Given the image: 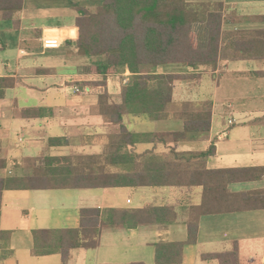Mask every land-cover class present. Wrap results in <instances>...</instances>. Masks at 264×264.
<instances>
[{"label":"crops","instance_id":"obj_1","mask_svg":"<svg viewBox=\"0 0 264 264\" xmlns=\"http://www.w3.org/2000/svg\"><path fill=\"white\" fill-rule=\"evenodd\" d=\"M74 1L83 7L93 6L90 0ZM222 1L225 30L264 28V23L252 21L256 15H264V0ZM77 16L72 0H25L19 27L0 19V78L16 80V86L0 98V179L32 174L34 167L25 162L30 158L100 154L106 136L116 130L100 113L99 96L107 91L113 101H119L131 73L109 75L105 86L94 84L105 77L87 70L95 58L79 53ZM260 72H264V59H226L200 83L177 81L174 101H213L208 139L193 136L177 149L200 152L214 144L215 153L206 159L207 168L212 170L264 166V75ZM221 76L229 79L227 84H221ZM207 77L215 81V87L205 88ZM253 82L257 91L247 87ZM37 107L47 110L42 117L19 113ZM127 116L133 117V124L141 131L128 127L130 130L148 132L143 131L148 118ZM54 137L65 138L66 144L50 146L48 141ZM151 146L141 143L139 149ZM228 190L232 194L264 192V176L233 181ZM202 201V187L190 192L166 187L4 190L0 195V230L7 239H0V264H160L156 259L158 243H184L182 257H175L181 261L169 264H219L203 256L235 248L241 264H264V194L247 203L258 208L220 209L201 216L195 243L188 241V226L182 216L176 222L136 228L105 227L97 247L73 248L66 259L60 251L34 253L36 230L78 228L83 208L175 204L181 212L187 205ZM215 201L227 204L226 198ZM231 204L245 205L239 199Z\"/></svg>","mask_w":264,"mask_h":264},{"label":"trees","instance_id":"obj_2","mask_svg":"<svg viewBox=\"0 0 264 264\" xmlns=\"http://www.w3.org/2000/svg\"><path fill=\"white\" fill-rule=\"evenodd\" d=\"M24 4L25 0H0V19L19 27ZM72 4L78 13L79 53L95 58L87 70L105 77L94 84L105 86L107 76L131 73L122 86L119 101H113L107 91L99 96L100 113L116 130L106 136L100 154L47 155L26 160L34 167L32 174L0 179V195L8 189L166 187L190 192L202 187L203 201L200 205H187L181 212L175 204L83 208L78 228L36 230L34 253L60 251L66 259L73 248L97 247L105 227L136 228L176 222L182 216L188 226V241L195 243L201 216L220 209L258 208L247 203L264 192L232 194L228 185L263 177L264 166L212 170L207 168L206 159L215 153L214 144L200 152L177 149L179 143L193 136L208 139L213 101L176 102L174 87L177 81L200 83L206 73L218 69L221 60H263L264 28L225 30L222 0H103L97 9L83 7L74 0ZM252 21L264 23V15H256ZM196 24L203 28L196 29ZM203 32H207L208 41L202 47ZM169 65H183V70L158 71ZM15 86L14 78H0V98ZM46 111L37 107L19 113L42 117ZM127 115L145 116L152 121L176 119L183 122V129L137 133L125 124ZM48 143L65 145L66 139L54 137ZM141 143L152 146L140 150ZM220 198H226L227 204L216 203ZM237 199L245 205L232 206L231 201ZM0 239H7L1 230ZM183 250L184 243H158L157 262L181 261L175 257H182ZM203 257L219 264H241L238 248Z\"/></svg>","mask_w":264,"mask_h":264},{"label":"rangeland","instance_id":"obj_3","mask_svg":"<svg viewBox=\"0 0 264 264\" xmlns=\"http://www.w3.org/2000/svg\"><path fill=\"white\" fill-rule=\"evenodd\" d=\"M89 1V0H88ZM93 2V6H90L88 8H91V9H97L98 7H100L103 3V0H90ZM202 25L201 24H196V29H202ZM207 41H208V34L207 32H203L202 33V36H201V46H205L207 44ZM164 70V68H159V72H162ZM166 71H181L183 70V65H169L168 68L165 69ZM228 78L225 77V76H221V84H227L228 82ZM248 82L252 83V81L248 80ZM253 86L250 85V86H247L249 89H254L257 91V87L255 85V83L253 82ZM209 85H212L215 87V81L211 78H206L205 80V88L206 86H209ZM213 87V89H214ZM202 91V89H200ZM199 90V91H200ZM198 92V88H195V92ZM200 91V93H201ZM260 103V102H259ZM132 118L131 116H126L125 117V123L126 125H128V127L130 129H133V130H137V131H141V130H138L137 127L133 124V121H132ZM145 123L147 124V128L144 129L143 131H148V132H151V131H167V130H180L182 129L183 127V122L180 121V120H158V121H150V120H145ZM97 149V148H96ZM89 150H92L91 148ZM136 195V198H137V194L134 193V196ZM129 206H136V203L133 204V205H129Z\"/></svg>","mask_w":264,"mask_h":264},{"label":"built area","instance_id":"obj_4","mask_svg":"<svg viewBox=\"0 0 264 264\" xmlns=\"http://www.w3.org/2000/svg\"><path fill=\"white\" fill-rule=\"evenodd\" d=\"M75 89H76L77 91H79V88H78V87H76ZM230 123H233V120H230ZM128 202H131V200L128 199Z\"/></svg>","mask_w":264,"mask_h":264}]
</instances>
